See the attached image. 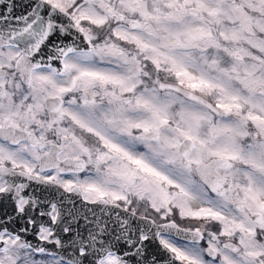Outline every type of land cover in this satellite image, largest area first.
Instances as JSON below:
<instances>
[{
  "label": "snow or ice",
  "instance_id": "snow-or-ice-1",
  "mask_svg": "<svg viewBox=\"0 0 264 264\" xmlns=\"http://www.w3.org/2000/svg\"><path fill=\"white\" fill-rule=\"evenodd\" d=\"M0 264H264V0H0Z\"/></svg>",
  "mask_w": 264,
  "mask_h": 264
}]
</instances>
